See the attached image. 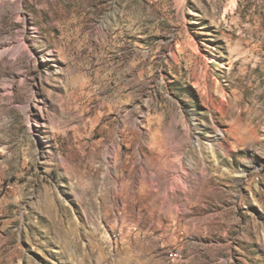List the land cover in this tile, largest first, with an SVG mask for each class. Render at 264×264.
Segmentation results:
<instances>
[{
    "label": "rangeland",
    "instance_id": "obj_1",
    "mask_svg": "<svg viewBox=\"0 0 264 264\" xmlns=\"http://www.w3.org/2000/svg\"><path fill=\"white\" fill-rule=\"evenodd\" d=\"M7 42L0 264H264V0H0Z\"/></svg>",
    "mask_w": 264,
    "mask_h": 264
},
{
    "label": "bare ground",
    "instance_id": "obj_2",
    "mask_svg": "<svg viewBox=\"0 0 264 264\" xmlns=\"http://www.w3.org/2000/svg\"><path fill=\"white\" fill-rule=\"evenodd\" d=\"M17 12L20 14V12L18 11L17 9ZM24 20V19H23ZM17 44V43H16ZM24 47H27V44H23ZM14 47V44L11 43V42H7L5 45H3L2 49L0 50V54H4L5 52H7L8 50L12 49ZM174 167H175V170L178 171V169L181 167L180 163L179 162H175L174 164ZM173 180V179H172ZM169 184H172V181L169 180ZM168 195V194H167ZM169 253L174 257V258H178L180 257L181 253H180V250L177 249L178 253H172V249H169L168 250Z\"/></svg>",
    "mask_w": 264,
    "mask_h": 264
},
{
    "label": "built area",
    "instance_id": "obj_3",
    "mask_svg": "<svg viewBox=\"0 0 264 264\" xmlns=\"http://www.w3.org/2000/svg\"><path fill=\"white\" fill-rule=\"evenodd\" d=\"M172 253H178L177 248L172 247Z\"/></svg>",
    "mask_w": 264,
    "mask_h": 264
}]
</instances>
